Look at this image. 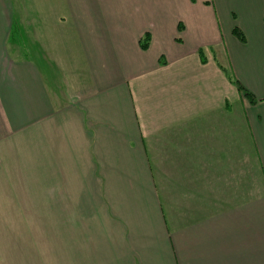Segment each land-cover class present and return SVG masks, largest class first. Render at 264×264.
<instances>
[{
	"label": "crops",
	"instance_id": "obj_1",
	"mask_svg": "<svg viewBox=\"0 0 264 264\" xmlns=\"http://www.w3.org/2000/svg\"><path fill=\"white\" fill-rule=\"evenodd\" d=\"M40 250L264 264V0H0V264Z\"/></svg>",
	"mask_w": 264,
	"mask_h": 264
},
{
	"label": "trees",
	"instance_id": "obj_2",
	"mask_svg": "<svg viewBox=\"0 0 264 264\" xmlns=\"http://www.w3.org/2000/svg\"><path fill=\"white\" fill-rule=\"evenodd\" d=\"M20 34V31H19V26L18 24H14L13 27H12V30H11V39H10V42L11 44L13 45H20V48H21V51H22V54L23 56H28V52L26 50V40H23V39H19V35ZM149 39H150V36L147 35L145 40L143 42H141V46L143 48H147L148 47V43H149ZM245 95H248V96H251V94L249 92H245Z\"/></svg>",
	"mask_w": 264,
	"mask_h": 264
},
{
	"label": "rangeland",
	"instance_id": "obj_3",
	"mask_svg": "<svg viewBox=\"0 0 264 264\" xmlns=\"http://www.w3.org/2000/svg\"><path fill=\"white\" fill-rule=\"evenodd\" d=\"M48 82H49V80H48ZM29 253H33V250H30ZM43 255H45L44 250H43V252L40 250V254H39V256L42 258V262H43L42 264H45L46 261H45V259L43 258ZM48 256H49V253L46 254V257H48Z\"/></svg>",
	"mask_w": 264,
	"mask_h": 264
}]
</instances>
